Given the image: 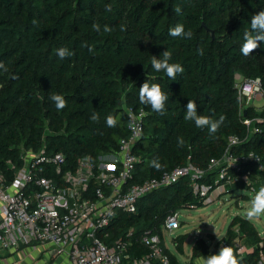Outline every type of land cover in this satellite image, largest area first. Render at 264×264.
<instances>
[{"label": "trees", "instance_id": "trees-1", "mask_svg": "<svg viewBox=\"0 0 264 264\" xmlns=\"http://www.w3.org/2000/svg\"><path fill=\"white\" fill-rule=\"evenodd\" d=\"M260 10L264 0H0V61L7 67L0 69V171L11 178L10 164L21 166L22 156L41 150L62 153L70 169L80 158L97 165L99 157L116 154L119 139L127 136L128 109H142L131 183L191 164L204 172L199 182L213 188L217 171L208 169L209 162L220 159L227 139L235 136L240 143L233 152L257 154L263 168L247 161L228 175L239 178L248 170L258 190L264 186V106H247L241 114L237 84L259 78L264 90V42L249 56L240 51L250 19ZM94 23L100 32L93 30ZM176 24L191 29L193 37L170 36ZM104 26L111 30L104 32ZM62 46L74 55L61 60L56 49ZM201 47L203 56L197 51ZM166 50L172 52L170 63L184 68L175 81L151 67V55ZM146 81L158 83L169 96L164 114L140 103L139 88ZM52 93L65 97L66 108L57 111ZM189 99L200 114L225 118L215 135L184 119ZM93 112L98 122L90 119ZM109 114L117 118L115 127L106 125ZM244 117L252 120L254 132L247 131ZM157 158L160 170L150 166ZM243 188L248 186L240 179L225 186L227 191ZM202 205L190 181L181 178L142 196L134 213L119 212L108 227L111 238H125L133 230L129 259L122 264L148 252L139 240L144 231L160 232L168 215ZM186 239V234L173 238L179 254ZM222 240L241 264H264V236L244 215L234 216L213 246L197 239L189 264L218 252ZM238 246L249 251L241 254ZM165 252L170 264H180L169 249Z\"/></svg>", "mask_w": 264, "mask_h": 264}, {"label": "built area", "instance_id": "built-area-1", "mask_svg": "<svg viewBox=\"0 0 264 264\" xmlns=\"http://www.w3.org/2000/svg\"><path fill=\"white\" fill-rule=\"evenodd\" d=\"M237 88L241 114L248 103L264 97L259 78L242 79ZM144 114L142 109H128L127 136L119 139L116 154L106 156L110 159L102 163L99 157L97 165L89 158H80L70 169L65 167L62 153L45 154L41 150L27 152L21 166L10 164L11 178L0 171V264L24 260L30 264H122L129 259L133 230L130 228L125 238L112 239L108 227L113 219L119 212L134 213L142 196L181 178L190 181L192 191L203 198L204 204L217 199L227 191L226 185L238 179L255 194L248 170L239 178L228 175L247 161L263 168L257 154L233 152L240 143L235 136L227 139L221 158L209 162L208 169L217 171L213 188L199 182L204 172L191 164L131 183L137 161L133 148L142 134ZM243 123L247 131L254 132L252 120L244 117ZM179 227L175 212L166 217L160 232L144 231L139 240L148 252L132 259L131 264H170L163 231L173 232ZM222 246L230 245L222 240L218 251ZM237 251L243 254L249 250L238 246Z\"/></svg>", "mask_w": 264, "mask_h": 264}, {"label": "clouds", "instance_id": "clouds-1", "mask_svg": "<svg viewBox=\"0 0 264 264\" xmlns=\"http://www.w3.org/2000/svg\"><path fill=\"white\" fill-rule=\"evenodd\" d=\"M106 10L111 11V6L106 5ZM174 11L177 14L181 13L179 7L175 8ZM33 23L37 24V21L34 20ZM92 28L96 32L101 31V26L97 23H94ZM110 30L111 29L108 26H104V32H109ZM168 31L169 35L172 37H180L183 39H191L193 37L191 29L185 31V26L183 24H176ZM260 42H264V10H260L252 15L250 19V29L244 32V43L240 48L241 54L243 56H249L260 46ZM89 51H92L91 47L89 48ZM197 51L198 55H204L203 47L199 48ZM56 55L63 60L71 57L74 53L69 48L62 46L56 49ZM171 60L172 52L166 50L162 52L159 57L151 55L150 63L154 71L164 72L170 80L175 81L178 74H183L184 68L179 63H170ZM0 69L7 71V67L2 61H0ZM49 99L53 102L57 111L66 108L68 103L65 97L58 93H52L49 96ZM168 99L169 96L162 90L158 83H149L146 81L139 88L140 103L150 106L151 110L155 113L164 114L165 105ZM90 119L93 122H98V113L93 112ZM184 119L186 121L194 122L195 126L198 128H207L210 135H215L225 118L220 116L219 119H213L210 116L200 114L198 112L197 103L194 100L189 99L186 105ZM117 123V118L113 115L109 114L106 117V125L108 127H115ZM183 143V138H178V144L182 146ZM150 166L156 170H160L163 167L158 158L150 161ZM245 179L248 182V178L246 177ZM244 215L249 221L264 216V186H261L255 192ZM197 264H241V261L238 259L237 254L231 246H222L218 252L209 254L202 259H198Z\"/></svg>", "mask_w": 264, "mask_h": 264}, {"label": "rangeland", "instance_id": "rangeland-1", "mask_svg": "<svg viewBox=\"0 0 264 264\" xmlns=\"http://www.w3.org/2000/svg\"><path fill=\"white\" fill-rule=\"evenodd\" d=\"M251 105L257 108L263 107L264 97L248 103V106ZM108 159L110 158L103 155L100 158V162L102 163ZM253 196V193L247 188L224 191L217 199L201 207L177 210L180 227L173 232L163 231L166 247L175 254L181 264H186L189 261L195 241L203 238L211 246L218 242L225 235L232 218L236 215H244ZM252 223L260 235L264 234V216L252 220ZM183 234L187 235V239L184 243V253L179 254L171 240ZM17 264L30 263L24 260Z\"/></svg>", "mask_w": 264, "mask_h": 264}, {"label": "crops", "instance_id": "crops-1", "mask_svg": "<svg viewBox=\"0 0 264 264\" xmlns=\"http://www.w3.org/2000/svg\"><path fill=\"white\" fill-rule=\"evenodd\" d=\"M106 156H109V157H112L111 155H106ZM261 235H263L264 236V234H261ZM173 243V242H172ZM185 243V242H184ZM174 245V244H173ZM213 246V245H212ZM183 249H184V244H183ZM170 251V250H169ZM171 252V251H170ZM172 253V252H171ZM173 254V253H172ZM191 254H192V249H191ZM175 255V254H174ZM177 258V257H176ZM178 260V259H177ZM190 260H191V255H190V258H189V261L186 263V264H189V262H190ZM198 260V259H197ZM197 260H194L193 261V264H197ZM179 261V260H178ZM180 263V262H179ZM55 264H59V263H55ZM60 264H65V263H63V262H60ZM181 264V263H180Z\"/></svg>", "mask_w": 264, "mask_h": 264}]
</instances>
